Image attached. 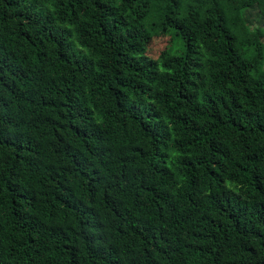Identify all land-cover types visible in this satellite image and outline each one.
Instances as JSON below:
<instances>
[{
	"label": "trees",
	"instance_id": "16d2710c",
	"mask_svg": "<svg viewBox=\"0 0 264 264\" xmlns=\"http://www.w3.org/2000/svg\"><path fill=\"white\" fill-rule=\"evenodd\" d=\"M0 264H264V0H0Z\"/></svg>",
	"mask_w": 264,
	"mask_h": 264
},
{
	"label": "rangeland",
	"instance_id": "374dc122",
	"mask_svg": "<svg viewBox=\"0 0 264 264\" xmlns=\"http://www.w3.org/2000/svg\"><path fill=\"white\" fill-rule=\"evenodd\" d=\"M177 39L178 40L173 45V47L175 46L173 48V51L176 54H181L183 52V49H182L183 41H181V39L179 40V38ZM172 44L173 43H172L171 37L157 38L151 46L150 54L153 57H159L161 53L165 51L166 49H168V47H170Z\"/></svg>",
	"mask_w": 264,
	"mask_h": 264
}]
</instances>
